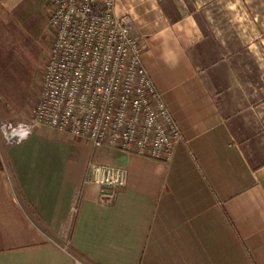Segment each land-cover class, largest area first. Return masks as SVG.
Wrapping results in <instances>:
<instances>
[{"label": "crops", "instance_id": "crops-1", "mask_svg": "<svg viewBox=\"0 0 264 264\" xmlns=\"http://www.w3.org/2000/svg\"><path fill=\"white\" fill-rule=\"evenodd\" d=\"M116 13L183 136L168 161L47 126L4 140L0 264H264V0H117ZM91 161L126 169L111 200Z\"/></svg>", "mask_w": 264, "mask_h": 264}, {"label": "built area", "instance_id": "built-area-1", "mask_svg": "<svg viewBox=\"0 0 264 264\" xmlns=\"http://www.w3.org/2000/svg\"><path fill=\"white\" fill-rule=\"evenodd\" d=\"M49 2L54 38L39 100L29 119L0 124L4 138L19 124L31 126V134L47 126L94 147L170 160L183 134L143 64L144 46L130 15L116 13L117 0ZM126 174L124 167L91 161L87 181L111 200Z\"/></svg>", "mask_w": 264, "mask_h": 264}, {"label": "rangeland", "instance_id": "rangeland-1", "mask_svg": "<svg viewBox=\"0 0 264 264\" xmlns=\"http://www.w3.org/2000/svg\"><path fill=\"white\" fill-rule=\"evenodd\" d=\"M49 1L25 0L12 14L0 6V124L29 119L39 100L40 81L54 38ZM258 122L262 129L261 117ZM255 135L261 144L264 129ZM4 140L0 131V146Z\"/></svg>", "mask_w": 264, "mask_h": 264}, {"label": "clouds", "instance_id": "clouds-1", "mask_svg": "<svg viewBox=\"0 0 264 264\" xmlns=\"http://www.w3.org/2000/svg\"><path fill=\"white\" fill-rule=\"evenodd\" d=\"M31 131V126L19 124L16 128L12 129L10 135L8 133H5V138L8 140L15 138L16 141L19 143L27 139L28 136L31 134Z\"/></svg>", "mask_w": 264, "mask_h": 264}, {"label": "trees", "instance_id": "trees-1", "mask_svg": "<svg viewBox=\"0 0 264 264\" xmlns=\"http://www.w3.org/2000/svg\"><path fill=\"white\" fill-rule=\"evenodd\" d=\"M0 167H3V165L1 164V162H0Z\"/></svg>", "mask_w": 264, "mask_h": 264}]
</instances>
